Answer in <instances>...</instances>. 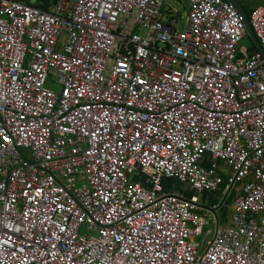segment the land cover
I'll return each instance as SVG.
<instances>
[{
	"label": "built area",
	"instance_id": "2783aa9c",
	"mask_svg": "<svg viewBox=\"0 0 264 264\" xmlns=\"http://www.w3.org/2000/svg\"><path fill=\"white\" fill-rule=\"evenodd\" d=\"M187 1L0 0V264H264V58ZM168 180L241 187L230 225Z\"/></svg>",
	"mask_w": 264,
	"mask_h": 264
},
{
	"label": "crops",
	"instance_id": "0c3cea01",
	"mask_svg": "<svg viewBox=\"0 0 264 264\" xmlns=\"http://www.w3.org/2000/svg\"><path fill=\"white\" fill-rule=\"evenodd\" d=\"M236 1L241 6L243 11L248 15V17L250 16L251 12L256 7L264 5V0H236ZM245 38H247L248 41H250L247 36ZM240 47L243 51H245V53L247 55H250L249 54V48L244 50L242 48V43H241ZM207 166H208V163L205 164V167H207ZM224 174H226V173H224ZM240 189H241V187H236L234 190L230 191L224 205L221 208H219L216 213H213L217 219V225H215L214 223H211L209 226V229L212 232V234L210 235V236H212V238L214 236L216 229L224 228V227H227L230 225L233 198L236 194H238V192H240ZM165 190L168 192L180 193L181 195L185 196L186 198L196 197L198 199V201L200 202L201 207L204 208L203 209L204 212L210 211V210H207L205 208H211L214 205V203L216 204L215 207L216 206L220 207L219 205H220L221 201L223 200V197L225 196V194L227 192L225 187L223 186L218 191L213 192V193H198L196 191L191 190L187 185L180 184L176 181H171V180H168L165 183ZM198 239H197V241H198ZM202 246L204 247L205 245H202Z\"/></svg>",
	"mask_w": 264,
	"mask_h": 264
},
{
	"label": "rangeland",
	"instance_id": "374dc122",
	"mask_svg": "<svg viewBox=\"0 0 264 264\" xmlns=\"http://www.w3.org/2000/svg\"><path fill=\"white\" fill-rule=\"evenodd\" d=\"M165 7L170 9L173 16L178 21L177 29L178 30H185L187 27V24H188V9L184 5L183 1L182 0H165ZM140 34H141V36L145 37L147 35V31H142ZM251 45H252V43L250 41H248V39H244V41L242 42V48L244 50L250 48ZM48 86H49V88H51L55 92H59L61 90L60 84L56 83L52 79L49 80ZM220 169L223 171V173H228V170L226 168H224L223 166H221ZM211 238H212V236L209 237V239H211ZM198 241L200 243H203L204 237H200L198 239Z\"/></svg>",
	"mask_w": 264,
	"mask_h": 264
},
{
	"label": "water",
	"instance_id": "95a60500",
	"mask_svg": "<svg viewBox=\"0 0 264 264\" xmlns=\"http://www.w3.org/2000/svg\"><path fill=\"white\" fill-rule=\"evenodd\" d=\"M225 1L230 3L231 5H233L234 8L238 11V13L243 17L244 24L246 26V36L249 38L250 42L255 46L257 52H259L264 58V50L261 47L259 41L257 40L255 34L253 33V31L251 29L250 22H249V19H248V15L243 11V9L237 3L236 0H225ZM183 3L186 6V8L188 9L189 8L188 1L184 0ZM229 193H230V191L226 192L225 196L223 197V200L221 201V203L219 205L220 207H215L216 204L214 203V205L211 208H205V209L210 210L212 213H216L217 210L224 205Z\"/></svg>",
	"mask_w": 264,
	"mask_h": 264
},
{
	"label": "trees",
	"instance_id": "16d2710c",
	"mask_svg": "<svg viewBox=\"0 0 264 264\" xmlns=\"http://www.w3.org/2000/svg\"><path fill=\"white\" fill-rule=\"evenodd\" d=\"M247 39V38H245ZM255 52H257L256 48L254 45H251L250 48H249V54L250 56L253 55Z\"/></svg>",
	"mask_w": 264,
	"mask_h": 264
}]
</instances>
